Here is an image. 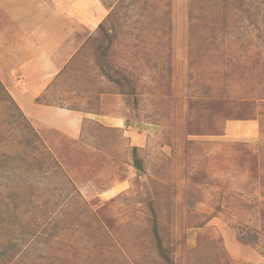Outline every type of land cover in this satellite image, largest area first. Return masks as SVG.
<instances>
[{
  "label": "rangeland",
  "instance_id": "1",
  "mask_svg": "<svg viewBox=\"0 0 264 264\" xmlns=\"http://www.w3.org/2000/svg\"><path fill=\"white\" fill-rule=\"evenodd\" d=\"M83 4L36 101L86 136H43L0 80V264H264V0Z\"/></svg>",
  "mask_w": 264,
  "mask_h": 264
},
{
  "label": "crops",
  "instance_id": "2",
  "mask_svg": "<svg viewBox=\"0 0 264 264\" xmlns=\"http://www.w3.org/2000/svg\"><path fill=\"white\" fill-rule=\"evenodd\" d=\"M87 1L0 0V80L43 136V132L51 135L56 131L78 139L88 134L84 130L87 119L84 112L36 101L50 91L46 90L50 73L71 56L77 37L71 35L83 27V3ZM77 12L81 16H76ZM229 123L225 132L229 136L227 142L234 136L254 141L261 133L259 122L254 120ZM123 185L117 180L108 190L118 191Z\"/></svg>",
  "mask_w": 264,
  "mask_h": 264
}]
</instances>
